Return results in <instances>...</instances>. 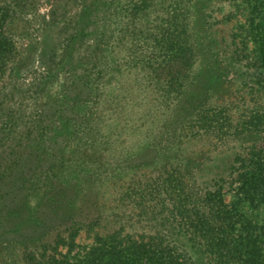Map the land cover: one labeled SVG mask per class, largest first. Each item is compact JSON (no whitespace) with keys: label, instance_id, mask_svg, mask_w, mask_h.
<instances>
[{"label":"trees","instance_id":"1","mask_svg":"<svg viewBox=\"0 0 264 264\" xmlns=\"http://www.w3.org/2000/svg\"><path fill=\"white\" fill-rule=\"evenodd\" d=\"M42 1L0 0V91L23 67L20 43L32 38ZM112 1L84 0L75 33L67 42L66 57L58 65L74 77V83L85 77V84L91 87L90 77L81 74L83 57L77 53L80 45L92 41L93 49L96 44L102 53L111 51V56L104 57L106 64L92 59L84 65L86 70L100 69L103 94L109 90L110 70L114 80L119 79L116 72L123 73L126 67L133 73L131 89H137L123 100L119 84L109 125L101 127L99 122L106 116L104 112L95 116L92 129L83 113L78 116L83 115L80 123L76 112L74 119L64 123L69 134L80 132L82 123L86 136L104 132L99 155L103 151L113 155L112 162L106 159L97 162V167L85 156L84 179L89 180L92 171L99 182L103 176L117 175L119 168L110 166L153 144L170 150L168 157L171 149L178 152L183 143L197 140L216 149L232 145L234 154L217 157L223 165L193 169L190 160L183 162L176 153V163L165 162L147 181L150 183L138 181L136 189L124 184L123 194L131 198L134 210L131 215L121 207L114 211L104 207L99 220L76 213L50 228L39 242L27 245L24 263L264 264V136L253 138L264 132V0H225L236 11L225 15L222 22L239 20L224 53L236 76L234 95L242 103L201 105L180 126L172 124L164 134L159 118L153 115L146 128V109L149 115L152 105L164 104V100L169 105L178 102L197 79L200 54L193 37L192 5L186 0H120L116 17L109 20ZM131 102L145 110L136 115L130 111ZM86 108L87 104L82 110ZM158 113L160 108L153 114ZM119 117L123 121L116 125ZM124 133V141L115 144V136L121 138ZM165 142L171 143L167 146ZM117 146L124 147L119 150ZM88 190L86 187L83 195ZM106 193L103 191L108 203ZM85 231L92 242L79 246Z\"/></svg>","mask_w":264,"mask_h":264},{"label":"rangeland","instance_id":"2","mask_svg":"<svg viewBox=\"0 0 264 264\" xmlns=\"http://www.w3.org/2000/svg\"><path fill=\"white\" fill-rule=\"evenodd\" d=\"M158 1L162 3L164 0ZM186 1L192 5L193 37L200 54L196 65L198 76L186 96L178 102L169 105V102L164 100V104H156L155 107L152 105L149 115L146 109V128L149 122H153V115V118H159L158 123L161 124L163 134L167 129H171L172 124L180 126L201 105H233L237 101L242 103L234 95L236 76L224 53L226 41L239 20L231 24H225L222 20L228 13L236 11L235 7L225 0H199L200 3H197L198 0ZM119 2L120 0L112 1L109 20L116 17L115 6ZM83 6L84 0L42 1L33 23L35 31L32 38L20 43L23 47V67L0 91L1 264H25L23 255L27 245L39 242L50 228L67 222L76 213L86 219L99 220L104 207L109 211L121 207V211L128 210L131 215L134 210L131 207V198L128 199L126 193L123 194L124 184L136 189L139 186L138 181H149L165 162L175 164L176 153L181 154L179 159L183 162L185 159L190 160L193 169H207L223 165V160L217 157L229 158L235 151L230 150L232 145L216 149L209 147L206 141L197 140L183 143L178 152L175 148L171 149L172 156L168 157L170 150L153 144L138 155L128 159L120 158L117 164L110 166L111 169L119 168L117 175L103 176L104 180L99 182L96 175L93 177L92 171L86 181L83 166L85 156H89L91 163L96 162L97 167V162H104L106 159L112 162L113 155L108 152L103 154L104 151L99 155V145L103 144L101 138L103 140L104 132L101 131L97 137L94 134L86 136L82 123V130H78L80 132L69 134L64 128V123L74 119L77 113V124L82 121V116L84 115V120L86 115L92 129L96 124L95 116L104 112L106 116L99 122L101 127L103 124L109 125L108 117L112 116L117 103L115 94L119 93V84L123 86L120 93L123 100L129 91L135 94L137 89H131L133 73L126 67L123 73L116 72L119 79L114 80L113 70H110L111 77L106 80L109 90L107 95L103 94V81L98 80L100 69L95 67L86 70L84 65L85 61L92 59L96 63L99 62V65L106 64L104 57L111 56V51L102 53L99 48L96 49V44L93 49L92 41L80 45L77 53L83 57L81 74L90 77L91 87L85 84V77L83 82L74 83V77L64 73L66 71L58 66L66 57L67 42L75 33ZM157 13H154L153 17ZM58 74L60 75L57 76ZM133 103L131 102L130 111L136 115L145 110ZM85 104L86 111L82 110ZM159 108L160 113L153 114ZM172 108H175L174 112ZM80 113L83 115L78 117ZM122 121V117H119L116 125ZM263 136L264 132L253 138ZM125 137V133L121 138L115 136V144L119 145ZM167 143L164 145L168 146L171 142ZM122 147L124 146H117L119 150ZM93 168L92 164L91 170ZM82 187L89 189L86 195H83ZM103 191L107 192L108 203L105 202ZM130 192L129 189V195ZM122 200H127L124 205ZM227 201H230L229 196ZM91 242L85 231L78 244L90 245Z\"/></svg>","mask_w":264,"mask_h":264}]
</instances>
